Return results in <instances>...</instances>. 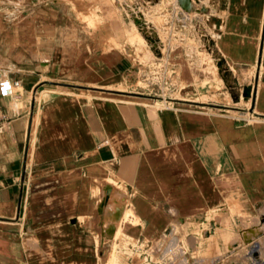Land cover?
Returning a JSON list of instances; mask_svg holds the SVG:
<instances>
[{
  "label": "crops",
  "instance_id": "crops-1",
  "mask_svg": "<svg viewBox=\"0 0 264 264\" xmlns=\"http://www.w3.org/2000/svg\"><path fill=\"white\" fill-rule=\"evenodd\" d=\"M43 1L0 0V11L24 13L40 3L44 12L59 11L57 0ZM207 5L210 13L197 20L215 57L228 73L248 71L255 84L249 113L200 101L208 91L194 87V71L193 83L176 89L184 97L128 91L138 74L128 47L113 54L98 45L94 54L86 46L84 56L78 44L64 45L67 26L5 20L0 79L21 87L19 100L0 98V264H108L103 248L109 252L111 240L99 206L117 201V192L135 214L121 224L136 260L121 264H137L153 248L163 264H245L250 241L264 259V224L243 225L264 219V0ZM165 60L180 69L172 55ZM218 211L229 224L217 225L227 231L215 233V247L208 236ZM182 226L186 236L167 245Z\"/></svg>",
  "mask_w": 264,
  "mask_h": 264
},
{
  "label": "rangeland",
  "instance_id": "rangeland-1",
  "mask_svg": "<svg viewBox=\"0 0 264 264\" xmlns=\"http://www.w3.org/2000/svg\"><path fill=\"white\" fill-rule=\"evenodd\" d=\"M27 1V3H39V1L43 0ZM108 1L118 16V27L112 26L110 18L107 16L109 5L105 0H57V10H59L57 13L44 12V4L42 3L35 7L33 11L24 13L0 11V32H2L0 33V42L3 43V45H0V69L7 71L6 67H2V65L5 66V61L3 60L4 42L9 40L10 36L4 32L5 20L29 21L33 24L41 21L57 22V25L67 26L69 29V32L64 35V45L73 47L78 44L80 48H83L84 56L89 55L88 52L84 51L86 46L93 47L94 54L97 53L98 45L113 54H119V50L128 47L125 52L136 63L135 67H137L138 72L130 80L131 86L129 88L125 87L128 91L149 95L154 100H162L170 96L184 97L186 90L183 89L179 92L177 90L193 83L194 71L197 77L194 87H204L208 91L207 96L205 98L201 97L200 101H214L230 106L229 109H222L230 110L238 107L242 112H250L251 96L255 86L251 80L250 73L248 71H234V74L232 72L228 73L222 61L217 60L214 55L212 39L199 27L197 18L207 17L210 13L209 10L204 11L208 9L207 0H188L186 2L187 7L190 8L188 12L176 10V0ZM135 17L140 22L142 21L145 26L138 27L133 21ZM98 39L102 41V44L98 43ZM168 55H172L173 63L179 64L180 69L177 72L176 67H171V65L164 62ZM171 72H173L172 76H170ZM176 74L180 81L176 82ZM169 77H171L170 80L174 86L176 83L179 86L176 84V87L171 89V85L169 86L170 82L167 81ZM60 79L69 81L71 78L62 77ZM81 81L83 80H78V82ZM247 81L252 82L248 86V91H246L245 87ZM81 83V85H87L86 82ZM78 88L86 90V88ZM110 191H112L111 187ZM116 197L117 201L111 205H105L106 201H104L99 206V212L102 209L105 212L106 219L103 222L106 224L108 238L111 240L110 251L105 252L106 250L103 248L108 264H121V261L133 258L136 260L134 253L129 250L131 247L128 246L129 243L134 244V242L123 239L125 237L123 234L125 229L121 224L125 221L127 225L129 217H133L135 214L132 208L124 209L123 204L118 201V198H122L120 193L117 192ZM109 210L112 213L111 215H109ZM222 212L218 211L215 213L217 215L215 218L217 223L208 236V244L215 247L217 236L227 231V229H218L217 225L227 227L229 224L224 216H220ZM259 221V219H250L248 223L244 222L243 225L249 226L257 224ZM206 229L210 231L211 227L207 225ZM185 232L184 226L175 229L172 236L165 238L164 242L167 245L175 246L186 236ZM216 232L218 233L217 236L215 235ZM233 235L236 242L239 236L235 233ZM202 238L205 239V236L202 235ZM114 239H119V245L116 244ZM231 249H233V246L226 247L221 254L225 255ZM152 250L154 251V248ZM153 251L144 254L141 260L137 258V264H163L159 262L157 255ZM211 255H213V252L210 254L207 252L204 256Z\"/></svg>",
  "mask_w": 264,
  "mask_h": 264
},
{
  "label": "built area",
  "instance_id": "built-area-1",
  "mask_svg": "<svg viewBox=\"0 0 264 264\" xmlns=\"http://www.w3.org/2000/svg\"><path fill=\"white\" fill-rule=\"evenodd\" d=\"M176 10H181L183 11L181 8H179L178 5V1L176 0V6H175ZM133 16V15H132ZM138 18H133V21ZM140 21V20H139ZM144 23L141 21L137 26L138 27H143L145 25H143ZM165 71V70H164ZM171 72V75L172 76ZM171 77L167 78V81L170 82L169 86L171 89L175 88L176 86H174L171 83ZM21 84L20 81L17 79H11L9 77H3L0 79V98L1 99H15V100H19L20 96L18 94L19 90H20ZM163 101L165 99H162ZM2 118L0 117V123H1ZM260 223L264 224V219L260 220ZM248 244H250L252 247V251H249L248 254L250 253V255L248 256V258L250 259V261L248 263L245 264H264V259H262L260 257V253H258V245L259 243H253L252 241H250Z\"/></svg>",
  "mask_w": 264,
  "mask_h": 264
},
{
  "label": "water",
  "instance_id": "water-1",
  "mask_svg": "<svg viewBox=\"0 0 264 264\" xmlns=\"http://www.w3.org/2000/svg\"><path fill=\"white\" fill-rule=\"evenodd\" d=\"M178 1V5L179 7L185 11V12H188L190 10L189 7H187L188 5L186 4V2H188V0H177ZM135 24L138 25L140 23L139 20L135 19L134 20Z\"/></svg>",
  "mask_w": 264,
  "mask_h": 264
},
{
  "label": "bare ground",
  "instance_id": "bare-ground-1",
  "mask_svg": "<svg viewBox=\"0 0 264 264\" xmlns=\"http://www.w3.org/2000/svg\"><path fill=\"white\" fill-rule=\"evenodd\" d=\"M260 250V249H259ZM249 255V254H248Z\"/></svg>",
  "mask_w": 264,
  "mask_h": 264
}]
</instances>
